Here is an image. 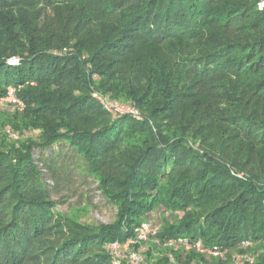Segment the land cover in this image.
I'll list each match as a JSON object with an SVG mask.
<instances>
[{
	"label": "trees",
	"instance_id": "trees-1",
	"mask_svg": "<svg viewBox=\"0 0 264 264\" xmlns=\"http://www.w3.org/2000/svg\"><path fill=\"white\" fill-rule=\"evenodd\" d=\"M259 1L0 0V264H113L144 222L140 264H264ZM90 183L110 222L59 208Z\"/></svg>",
	"mask_w": 264,
	"mask_h": 264
},
{
	"label": "rangeland",
	"instance_id": "rangeland-1",
	"mask_svg": "<svg viewBox=\"0 0 264 264\" xmlns=\"http://www.w3.org/2000/svg\"><path fill=\"white\" fill-rule=\"evenodd\" d=\"M101 106L103 109H108V107L113 104L115 110L120 112V114H139L138 109L133 107L128 103H123L118 100L113 99H104L102 98ZM19 106L22 108L24 107L23 101L17 96V91L15 88H9L7 90L6 96L0 99V111L2 110H21ZM115 112V111H113ZM117 113V112H115ZM119 114V113H118ZM35 134V132H25L24 136L26 135ZM11 136L13 138L16 137V134L12 133ZM88 193L79 196H73L69 198L66 202L60 203L58 206L60 209L64 211L68 210H75L76 212L80 213L81 220L86 221L89 223H107L113 219L115 208L104 201L103 197L100 195L99 191L95 189V184H91L89 188L85 187ZM91 201L92 204L89 205L88 202ZM156 214V213H155ZM155 218H157L155 216ZM157 220V219H156ZM139 231L136 230V227L133 228V236L129 237L127 240L124 241H109L106 242L104 245L107 249L108 255L112 258V263L115 264H122L123 261L131 260L133 264H140L143 262L145 249L148 243H145L150 240V235L146 237V239H139L138 234ZM149 242V241H148ZM199 252L203 250L201 248H196ZM211 254H216L214 252H209ZM220 256V254H217ZM251 260L250 257L244 256L243 258L238 255L234 254L231 257V261L227 264H238L240 261L242 264L244 262Z\"/></svg>",
	"mask_w": 264,
	"mask_h": 264
},
{
	"label": "built area",
	"instance_id": "built-area-1",
	"mask_svg": "<svg viewBox=\"0 0 264 264\" xmlns=\"http://www.w3.org/2000/svg\"><path fill=\"white\" fill-rule=\"evenodd\" d=\"M258 7H259V9L264 10V0H260V1L258 2ZM15 60H16V59H11V60H10V63H15V62H16ZM9 88H12V87H9ZM9 88H8V89H9ZM114 107H115V106H114L113 104H111V106L108 107V109H110V110H112V111H115V112H117V113L120 114V112H118L117 110H115ZM21 108H22V107L19 106V109H21ZM136 230L139 231V233H137L139 239H146V237H147L148 235L154 234V233L156 232L157 227H156V226H152V225H151L150 223H148V222H144V223H141L140 225L136 226ZM197 247H198V246H197ZM198 248H199V247H198ZM214 253H215V252H214ZM113 264H115V262H114ZM238 264H242L241 261H240Z\"/></svg>",
	"mask_w": 264,
	"mask_h": 264
}]
</instances>
